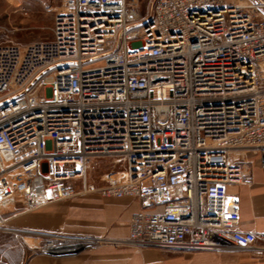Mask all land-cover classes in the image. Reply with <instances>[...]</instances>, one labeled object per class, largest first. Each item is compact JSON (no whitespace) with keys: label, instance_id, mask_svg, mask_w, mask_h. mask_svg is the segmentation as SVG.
Listing matches in <instances>:
<instances>
[{"label":"built area","instance_id":"built-area-1","mask_svg":"<svg viewBox=\"0 0 264 264\" xmlns=\"http://www.w3.org/2000/svg\"><path fill=\"white\" fill-rule=\"evenodd\" d=\"M140 6L60 0L50 38L0 37V227L8 203L97 193L140 203L137 247L251 248L230 188L250 183L249 156L264 170V0Z\"/></svg>","mask_w":264,"mask_h":264},{"label":"crops","instance_id":"crops-1","mask_svg":"<svg viewBox=\"0 0 264 264\" xmlns=\"http://www.w3.org/2000/svg\"><path fill=\"white\" fill-rule=\"evenodd\" d=\"M247 160L251 161L246 164L251 173L250 183L232 187L230 192H236L240 200L239 229L253 231L259 237L254 246L247 248L251 249L249 255L225 250L220 256V264H264V170L256 158L249 156ZM139 208L140 203L133 198H102L97 193H90L66 204L63 209L67 214L62 215L60 225L56 224L54 208L37 210L19 220L16 228H41L54 234L86 236L95 240L94 245L66 256L43 255L29 252L19 239L0 237L1 242L5 241L2 246L6 243V247L0 249V264H20L25 254L24 264H162L157 253L124 241L130 215ZM41 220L51 223L40 225ZM207 257L198 258L211 259Z\"/></svg>","mask_w":264,"mask_h":264},{"label":"rangeland","instance_id":"rangeland-1","mask_svg":"<svg viewBox=\"0 0 264 264\" xmlns=\"http://www.w3.org/2000/svg\"><path fill=\"white\" fill-rule=\"evenodd\" d=\"M140 1V14L145 12L144 5L147 0ZM234 2L251 1L234 0ZM60 7V0H0V37H7L8 39L18 43H28L34 40L48 39L51 36V25L53 15ZM109 160L100 159L93 165L89 173V181L100 184V177L109 171ZM92 194V193H91ZM88 194H77L70 199L52 202L41 206L33 211H26L20 203H8L2 209L5 212V221L0 227V237H13L19 239L21 243L33 254H48L42 253L44 246L52 241L54 243H71L76 238L86 237L81 235H65L62 233H51L45 229H18L15 224L22 218H26L29 214L41 210L43 208H54L56 214V224H61L62 215H66L67 211L64 210L66 204L75 202L77 199ZM102 197V196H100ZM108 198V197H102ZM110 198V197H109ZM23 220V219H22ZM46 224L51 223L46 221ZM43 221L38 224L43 225ZM57 226V225H56ZM29 241V242H28ZM5 242V241H2ZM0 241V249L2 246ZM94 243H92V246ZM92 246L86 247L90 249ZM147 248L149 252L157 253L161 257L162 264H220V256L223 251L238 252L240 255H249L251 249H234V248H220L219 250H171L166 248H156L152 246H138ZM84 250V249H83ZM82 250V251H83ZM80 251V250H78ZM70 255V254H67ZM209 256L211 259H199L198 257ZM66 256V255H60ZM27 259L25 254L24 260L20 264H24Z\"/></svg>","mask_w":264,"mask_h":264},{"label":"bare ground","instance_id":"bare-ground-1","mask_svg":"<svg viewBox=\"0 0 264 264\" xmlns=\"http://www.w3.org/2000/svg\"><path fill=\"white\" fill-rule=\"evenodd\" d=\"M227 201H229V199H227ZM77 251L78 250L75 247L61 246V247H55L54 249H52V251H49L48 254L60 256V255L73 254Z\"/></svg>","mask_w":264,"mask_h":264}]
</instances>
